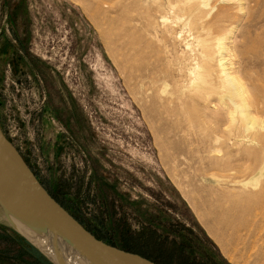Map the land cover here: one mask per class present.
Masks as SVG:
<instances>
[{
    "label": "rangeland",
    "instance_id": "1",
    "mask_svg": "<svg viewBox=\"0 0 264 264\" xmlns=\"http://www.w3.org/2000/svg\"><path fill=\"white\" fill-rule=\"evenodd\" d=\"M202 4L0 0V125L101 240L159 264H264L256 121L252 130L239 113L230 123L220 101L230 91L201 81L185 109L172 103L193 85L178 68L196 35L211 43L225 35L232 70L253 99L249 111L264 126V0ZM5 223L0 264H55Z\"/></svg>",
    "mask_w": 264,
    "mask_h": 264
},
{
    "label": "water",
    "instance_id": "2",
    "mask_svg": "<svg viewBox=\"0 0 264 264\" xmlns=\"http://www.w3.org/2000/svg\"><path fill=\"white\" fill-rule=\"evenodd\" d=\"M0 207L8 223L48 258L17 225L31 226L81 251L91 264H159L139 253L109 244L89 231L51 195L1 125Z\"/></svg>",
    "mask_w": 264,
    "mask_h": 264
},
{
    "label": "bare ground",
    "instance_id": "3",
    "mask_svg": "<svg viewBox=\"0 0 264 264\" xmlns=\"http://www.w3.org/2000/svg\"><path fill=\"white\" fill-rule=\"evenodd\" d=\"M203 1H204V4L207 5V0H203ZM204 4H202V5H204ZM192 25H193V28L197 27V23L194 21H193ZM170 28L171 27L168 26V24L165 27V29L167 31ZM191 30H192V28L190 29V31ZM169 31H171V30H169ZM190 33H193V32H190ZM193 35H194V33H193ZM226 38L227 37L225 35L218 36L216 38V40L213 43H211L209 40L204 38L201 34L196 35V40L194 41L195 45L188 52L189 55H187V57L186 56L184 57L185 61H187V63H185V66H183L181 64L182 66L180 68H178L179 71L181 73H183L188 78V85L193 84L192 86H194V88L190 85L191 88L189 89V92H187V91L185 92V90H187V89L182 88L181 87L182 85H181L180 86L181 90L179 92L180 94L178 95V97L176 99L172 100V103L175 102L176 100H178V102L180 103L181 109L182 108L185 109L188 106L186 103L187 101H185V98H188L191 96L193 97V95H195V94L198 95V93L201 91V85L202 84L201 85L198 84V83H200V81H201V83L205 82V83L209 84L208 87H211V86L214 87V90H215V88L216 89L217 88L218 89L219 88L227 89L230 91V92L228 91L229 96L226 95L227 93H225V95L228 97L227 98L220 97V98H222L220 101L223 102L222 106H224V109L226 110L225 115L229 117L230 123L232 122V124L234 123L237 125V122L240 120L239 118L241 117V115L244 116L243 118L249 119L248 121H250L252 119L250 121V123L252 121H256L257 129L255 128L256 126L254 127V125H253V128H255L257 130L256 136L260 138L259 140L264 141V135H262L260 132L261 129L264 127L261 124V119H260V121H259V119L258 120L255 119V116L251 115L252 112L249 111V107H251L250 105H252L251 102L253 101V99H251L249 97V93L247 91V88L245 87L243 82L240 80V78L232 70L234 63L229 59V57H231V49H230L227 41L225 40ZM184 42H186V41H184ZM187 45L189 47V45H191V44L189 42H187ZM213 60H215L214 65H213ZM186 65H188V66H186ZM214 66H215V68H217L216 69L217 70L216 76L218 78H216V76L214 74V70H215V69H213ZM182 79H183V76H182ZM212 87H211V89H213ZM209 89L207 88V90H209ZM214 90H212V91L214 92ZM218 93H220V92H218ZM210 95H212V94L206 93L205 97H208ZM203 97H204V95H203ZM220 109H222V107ZM219 111L217 113H215L216 116L221 115V113ZM221 112H223V111H221ZM219 119L218 120L215 119V121L211 119L212 122L213 121L215 122L214 124L216 125L217 128H219L221 126L220 125L221 122ZM243 120L245 121V119H243ZM244 121H241V122H244ZM246 121L243 124H245ZM239 124L240 123H238V125ZM252 124H253V122L251 123V129H252ZM241 125H242V123H241ZM239 127L240 126H238V128ZM243 127H245V125ZM211 129L212 130L210 131V134H209L210 138H212L216 141L220 140V138L222 137V134L219 131L220 129L217 130L214 127H212ZM239 129H237V130H239ZM248 129H249V132H248V134H249L251 130H250V128H247L246 131ZM241 130H242V128H241ZM243 130H245V128H243ZM238 133H239V131H238ZM245 133L246 132H243L238 136L241 137L242 140H244L247 137H250V138L252 137V136H249L250 134L247 136V134H245ZM0 219L3 220L4 223L8 222V220L5 217V214H4L1 207H0ZM17 227L22 232H24L39 248H41V250H43L49 256V258L55 263H57V264H91L89 258L85 254H83L81 251L76 250L75 248H73V247H71V246H69V245H67V244H65L59 240L45 236V235L41 234L40 232H38L35 228H32L31 226H24L21 224V226L17 225Z\"/></svg>",
    "mask_w": 264,
    "mask_h": 264
},
{
    "label": "trees",
    "instance_id": "4",
    "mask_svg": "<svg viewBox=\"0 0 264 264\" xmlns=\"http://www.w3.org/2000/svg\"><path fill=\"white\" fill-rule=\"evenodd\" d=\"M52 195V194H51ZM53 197L59 202V203H61V205H63L72 215H74V213H72V211L68 208V207H66L56 196H54L53 195ZM75 216V215H74ZM75 218H77L83 225L85 224L84 223V221L81 219L80 220V218L78 217V216H75ZM89 231H91L94 235H96L95 233H94V231L92 230V229H90V227H88L87 225H84ZM97 236V235H96ZM98 237V236H97ZM99 239H101V237H98ZM23 240L32 248V249H34L35 251H36V253H38V255L40 256V257H42L45 261H47L48 263H49V261L37 250V249H35L33 246H31L30 245V243L25 239V238H23ZM105 242H107V241H105ZM107 243H109V242H107ZM109 244H111V243H109Z\"/></svg>",
    "mask_w": 264,
    "mask_h": 264
},
{
    "label": "flooded vegetation",
    "instance_id": "5",
    "mask_svg": "<svg viewBox=\"0 0 264 264\" xmlns=\"http://www.w3.org/2000/svg\"><path fill=\"white\" fill-rule=\"evenodd\" d=\"M13 29H14V28H13ZM15 41H16V39H15ZM0 48H1V46H0ZM17 63H18L17 59L14 60V62H13V68H11V69H13V71H15V70L17 69V67H18ZM43 185H45V184H43ZM45 187H46V186H45ZM47 189H48V188H47ZM48 191L50 192L49 189H48ZM50 193H51V192H50Z\"/></svg>",
    "mask_w": 264,
    "mask_h": 264
}]
</instances>
